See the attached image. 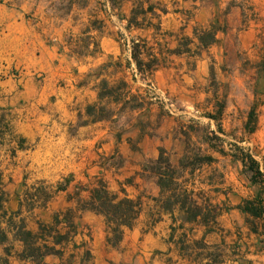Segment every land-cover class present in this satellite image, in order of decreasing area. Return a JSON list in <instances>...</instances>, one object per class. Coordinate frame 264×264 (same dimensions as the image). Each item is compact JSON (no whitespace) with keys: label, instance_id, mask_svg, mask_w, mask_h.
Listing matches in <instances>:
<instances>
[{"label":"rangeland","instance_id":"obj_1","mask_svg":"<svg viewBox=\"0 0 264 264\" xmlns=\"http://www.w3.org/2000/svg\"><path fill=\"white\" fill-rule=\"evenodd\" d=\"M52 2L60 16L78 7L82 34L68 42L77 65L53 80L45 100L0 107V256L6 248L9 264H162L165 230L146 221L158 188L141 172L160 155L175 166L187 152L197 164L210 156V166L197 167L194 188H218L223 211L239 197L238 206L260 202L248 198L257 188L264 194V0ZM131 41H143L156 59L150 75L131 61ZM9 75L21 78L19 70ZM242 154L258 162L262 182L250 183L233 159ZM99 182L144 206L115 245L106 242L104 219L81 206ZM240 212L254 229L260 216ZM55 217L71 237L56 247L62 255L27 257L25 233ZM214 231L211 242H221L206 247L191 238L184 260L176 238L172 264H231L232 229Z\"/></svg>","mask_w":264,"mask_h":264},{"label":"crops","instance_id":"obj_2","mask_svg":"<svg viewBox=\"0 0 264 264\" xmlns=\"http://www.w3.org/2000/svg\"><path fill=\"white\" fill-rule=\"evenodd\" d=\"M52 1L0 0V71H3L2 74L4 75L0 78V107L2 108L12 107L15 111V106H17L26 109L28 100L36 102L45 100L50 93V85L53 80L59 76H64L63 71L68 70L72 65H77L75 58L68 53V42L79 40L82 34L73 17L74 13L78 12V7L71 5V10L64 16H60ZM103 45L104 42L101 41V47ZM74 62L75 64H73ZM12 70H19L21 78L14 79L9 75ZM40 73L46 74L42 84H38L34 78L36 74ZM10 111L12 110L10 109ZM26 117L23 122L27 124ZM153 179L155 180V178ZM157 188V195L153 198H157L159 195V187L157 186ZM195 190L206 192L220 207V202L215 198L219 193L218 188L212 189V192L204 188H196ZM250 193L251 196L248 199H257L263 209L254 229L250 224L244 223V217L241 215V210L238 209L240 197L237 201L232 202L231 207L226 208L227 210L223 211L220 208V215L212 227L214 230L223 227L233 231L231 246L235 255H232L231 260L227 263L264 264V194L263 190L259 188ZM153 198H151V205L147 210V225L151 228L161 227L163 231L165 230L163 239L165 251L159 253L158 261L162 264H172L171 256L176 245H178L176 238L181 237V232L178 231L173 234L171 239L170 219L166 215H163L158 223H151L150 212L154 204ZM143 207L142 204V212L139 218L144 213ZM226 211L229 213L226 214ZM228 217L231 219L230 224L223 223L224 220L225 222L228 221ZM196 227L200 230H198L199 236L195 234L197 232ZM186 228H188V234L185 243L193 239L203 242L206 247H210L209 245L213 246L221 242V238H218V242H211L212 236L210 235L214 234L215 231L211 229L212 232L203 234L201 230L205 231L207 227L200 222L186 225ZM181 253L179 258L184 260V252ZM216 264L221 263L216 262Z\"/></svg>","mask_w":264,"mask_h":264},{"label":"trees","instance_id":"obj_3","mask_svg":"<svg viewBox=\"0 0 264 264\" xmlns=\"http://www.w3.org/2000/svg\"><path fill=\"white\" fill-rule=\"evenodd\" d=\"M146 49L143 41H131L130 59L138 72L150 75L155 70L156 59L151 54H146ZM145 57L147 58L145 59ZM193 155L194 158H199L198 154L194 153ZM201 157L202 162L197 164L187 152L175 166L160 155L156 160L150 161L142 167L143 174L155 178L159 187L158 197L152 199L154 204L151 207L150 221L152 224H156L163 215L168 216L171 239L173 234L181 232L182 252L184 251L182 246L185 244L188 234L186 225L200 222L205 227L214 226L221 211L211 196L194 188V179L199 170L197 167L210 166L214 162L210 156ZM233 159L239 161L246 169L251 184L262 182L263 173L253 157L242 154V156H233ZM121 194L122 197L109 192L107 186L99 182L97 187L89 190L88 198L83 200L81 205L83 210L90 211L104 219L106 242L112 245L121 241L125 230L133 228L134 222L142 212L140 201L130 199L123 191ZM238 209L253 217H259L263 212L260 202L252 208L245 201ZM60 225L62 222L58 217H55L51 225L39 226L37 233L33 234L27 231L25 233L27 236V257H34L35 254L39 258L49 255L61 256L62 250L56 247L68 242L71 237H69L70 232H60ZM5 241V232L0 229V244H4ZM8 257V250L5 248L3 257L0 256V264H9ZM87 257L90 259L89 253H87ZM212 263L216 264V261Z\"/></svg>","mask_w":264,"mask_h":264}]
</instances>
